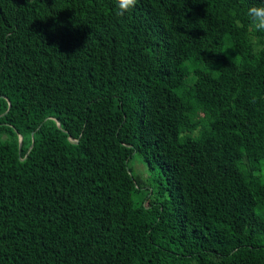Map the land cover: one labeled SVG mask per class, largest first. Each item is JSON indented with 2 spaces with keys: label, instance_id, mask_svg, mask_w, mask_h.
Returning <instances> with one entry per match:
<instances>
[{
  "label": "trees",
  "instance_id": "1",
  "mask_svg": "<svg viewBox=\"0 0 264 264\" xmlns=\"http://www.w3.org/2000/svg\"><path fill=\"white\" fill-rule=\"evenodd\" d=\"M261 3L0 0V264H264Z\"/></svg>",
  "mask_w": 264,
  "mask_h": 264
},
{
  "label": "clouds",
  "instance_id": "2",
  "mask_svg": "<svg viewBox=\"0 0 264 264\" xmlns=\"http://www.w3.org/2000/svg\"><path fill=\"white\" fill-rule=\"evenodd\" d=\"M138 0H115L117 14L124 16L135 9ZM249 26L253 33H264V3L250 5L246 10ZM253 51L259 53L264 51V45L258 41L253 42Z\"/></svg>",
  "mask_w": 264,
  "mask_h": 264
},
{
  "label": "rangeland",
  "instance_id": "3",
  "mask_svg": "<svg viewBox=\"0 0 264 264\" xmlns=\"http://www.w3.org/2000/svg\"><path fill=\"white\" fill-rule=\"evenodd\" d=\"M261 164L262 168H264V161H262ZM130 167L132 168L133 174L143 180L144 183H147L149 181L150 175L146 170L147 168L145 164L141 161L138 155L133 156L130 161ZM262 178H264V175L262 176ZM262 184L264 185V181L262 182ZM262 196L264 198V190L262 191Z\"/></svg>",
  "mask_w": 264,
  "mask_h": 264
},
{
  "label": "water",
  "instance_id": "4",
  "mask_svg": "<svg viewBox=\"0 0 264 264\" xmlns=\"http://www.w3.org/2000/svg\"><path fill=\"white\" fill-rule=\"evenodd\" d=\"M22 138H20V144H21Z\"/></svg>",
  "mask_w": 264,
  "mask_h": 264
}]
</instances>
